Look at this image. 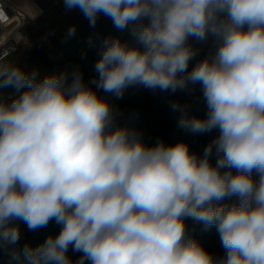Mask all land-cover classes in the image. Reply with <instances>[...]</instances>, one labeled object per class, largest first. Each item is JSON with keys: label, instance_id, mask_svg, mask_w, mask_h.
<instances>
[{"label": "clouds", "instance_id": "1", "mask_svg": "<svg viewBox=\"0 0 264 264\" xmlns=\"http://www.w3.org/2000/svg\"><path fill=\"white\" fill-rule=\"evenodd\" d=\"M62 2L90 28L102 15L129 38L105 36L87 80L78 66H23L17 43L0 44V257L264 264V0ZM197 85L203 116L167 104L180 130L215 133L199 152L185 140L147 141L113 103L129 88L172 96ZM53 221L58 232L25 239ZM188 221L214 227L222 253Z\"/></svg>", "mask_w": 264, "mask_h": 264}, {"label": "trees", "instance_id": "2", "mask_svg": "<svg viewBox=\"0 0 264 264\" xmlns=\"http://www.w3.org/2000/svg\"><path fill=\"white\" fill-rule=\"evenodd\" d=\"M78 20L84 30V35H75L70 39L61 41L53 40L55 52L50 54L40 46H35L29 50L21 65L26 67H38L41 72L71 70L78 66L87 80L92 75L93 65L97 59L98 49L101 40L111 34L119 35L122 39H128L127 32H117L111 24V21L104 16H100L95 28H90L87 19L78 10ZM90 37L92 38L90 42ZM199 86L192 92H177L175 95L168 96L159 92L153 93L143 88H129L124 97L120 100L113 98V103L119 105L125 111V117L122 123H130L144 131L145 139L154 142L157 138H162L167 143H175L178 140H185L193 151H201L203 146L215 135V133L194 135L186 133L177 127L178 113L173 112L167 104L168 99H175L182 104L187 103L192 106L193 112L203 116L205 107L199 100ZM132 113H135L133 116ZM190 228H193L194 237L200 241L208 250L222 253L220 248L218 234L215 228L204 230L200 224L193 225L191 221L187 222ZM22 228H25L22 225ZM59 231V226L55 222L49 223L46 228L35 232L25 231V239L32 245L42 241L49 233ZM73 259L78 254L72 253ZM0 264H10L7 257H0Z\"/></svg>", "mask_w": 264, "mask_h": 264}, {"label": "rangeland", "instance_id": "3", "mask_svg": "<svg viewBox=\"0 0 264 264\" xmlns=\"http://www.w3.org/2000/svg\"><path fill=\"white\" fill-rule=\"evenodd\" d=\"M27 4V12L31 22L23 29L30 36V41L22 47L14 58L23 63L27 53L35 46H40L50 54L55 52L53 40L65 39L67 28L75 25V35H84L78 20V10L65 11L62 0H17ZM39 11V14L37 12Z\"/></svg>", "mask_w": 264, "mask_h": 264}, {"label": "built area", "instance_id": "4", "mask_svg": "<svg viewBox=\"0 0 264 264\" xmlns=\"http://www.w3.org/2000/svg\"><path fill=\"white\" fill-rule=\"evenodd\" d=\"M17 1V0H16ZM14 0H0V8L5 15L0 17V44L17 43L13 56L19 54L22 47L30 41L29 34L24 27L31 22L27 12V4Z\"/></svg>", "mask_w": 264, "mask_h": 264}, {"label": "bare ground", "instance_id": "5", "mask_svg": "<svg viewBox=\"0 0 264 264\" xmlns=\"http://www.w3.org/2000/svg\"><path fill=\"white\" fill-rule=\"evenodd\" d=\"M14 1H16V0H14ZM17 3H19L18 1H16ZM21 3V2H20ZM22 4V3H21Z\"/></svg>", "mask_w": 264, "mask_h": 264}]
</instances>
